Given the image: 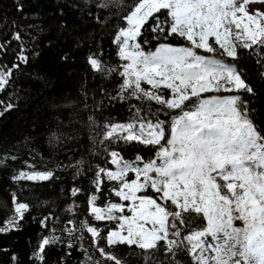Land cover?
<instances>
[{"label":"snow or ice","instance_id":"6c2138e0","mask_svg":"<svg viewBox=\"0 0 264 264\" xmlns=\"http://www.w3.org/2000/svg\"><path fill=\"white\" fill-rule=\"evenodd\" d=\"M113 5L131 9L120 17L123 23L117 25L112 39L118 58L125 63L118 70L93 53L88 64L105 78L113 73L121 77L113 99L154 101L179 110V114L172 118L170 135L164 121L147 118L135 105L129 122L103 125V132L97 133L99 143L114 168L97 166L88 215L115 227L106 225L107 233L102 235L103 229L87 219L80 222V229L69 220L72 227L63 231L72 236L77 230H86L92 246L113 264L124 261L100 246L102 240L109 249L135 246L141 250L144 264H163L156 256L161 250L167 264H177L179 253H185L191 264H264V135L253 121L254 109L243 97V93L254 94V89L235 63L225 59L235 61L239 49L248 50L264 67V0H133L131 4L100 0L96 7ZM96 20L106 22L99 16ZM146 25L154 34L165 39L182 37L190 46L165 43L145 52L139 38ZM13 39L21 41L22 37L17 32ZM7 43H0V53ZM16 59L18 63L11 67L0 63V93L20 64L28 62L23 46ZM260 75L264 78V72ZM163 89L169 92L167 98ZM205 93L232 94L203 97ZM13 107L0 100V115ZM105 141L150 145L156 147V153L148 160L140 155L126 160L119 152L109 151ZM52 176L51 171H21L13 179L47 181ZM106 182L111 185L109 194L118 201L106 199L99 205L98 193ZM80 191L73 188L71 195ZM13 204L0 234L22 228L20 222L30 206L15 196ZM68 211L74 212L73 206ZM41 224L46 227L44 221ZM61 243L52 229L48 236L40 237L31 258L44 264L46 248ZM73 247L69 240L66 248ZM16 259L13 255L12 260Z\"/></svg>","mask_w":264,"mask_h":264},{"label":"trees","instance_id":"16d2710c","mask_svg":"<svg viewBox=\"0 0 264 264\" xmlns=\"http://www.w3.org/2000/svg\"><path fill=\"white\" fill-rule=\"evenodd\" d=\"M99 2L0 0V43L9 42L0 53V63L8 67L18 63L16 57L21 46L28 57V62L20 64L9 86L0 93V100L14 105L0 115V226L12 215L13 196L30 206L20 222L21 230L0 234V249H7L0 251V264H36L31 258L32 252L40 237L48 236L52 229L63 243L46 248L44 264H61L62 258L63 264H96L97 261L108 264L94 254L93 247L84 243L83 231L77 230L72 236L63 231L65 227H72L67 223L69 220L80 229V222L87 219L103 229L102 235H106L107 227H115L108 221H94L88 215L87 201L95 191L92 181L97 166H113L108 163V153L99 143L97 133L103 132L106 123L132 120L133 105L142 109L141 114L147 118L164 121L169 135L172 118L179 114V110L164 108L154 101L113 99L121 77L113 73L105 78L90 67L87 58L95 53L105 65L122 70L119 66L123 61L118 58L112 39L117 25L123 23L120 17L131 10L115 5L97 8ZM132 2L123 0L124 4ZM97 16L106 22L98 23ZM17 32L21 41L13 39ZM139 42L145 52L165 43L190 46L182 37L165 39L162 34H154L148 25ZM225 59L235 63L242 78L254 89V94L243 93V97L254 109L253 121L264 135V78L260 75L264 67L256 63L258 57L248 50L239 49L235 61ZM162 91L167 98L168 90ZM104 144L126 160H133L137 155L148 160L156 153V147L136 142L105 141ZM21 171H51L53 176L47 181L14 180ZM110 186L108 182L103 185L97 204L103 205L106 199L118 201L109 194ZM73 188L81 190L75 197L71 195ZM69 206H73L74 212L68 211ZM46 217L49 219L45 220ZM69 240L74 245L72 249L66 248ZM100 246L113 251L124 264H144L142 252L135 246L118 245L109 249L103 240ZM69 252L71 255L66 254ZM13 255L17 257L15 261ZM156 256L167 264L162 250ZM176 262L191 264L185 253H179Z\"/></svg>","mask_w":264,"mask_h":264},{"label":"rangeland","instance_id":"374dc122","mask_svg":"<svg viewBox=\"0 0 264 264\" xmlns=\"http://www.w3.org/2000/svg\"><path fill=\"white\" fill-rule=\"evenodd\" d=\"M253 7H260V5H254ZM174 46H179V45H174ZM156 47H157V46H156ZM156 47H155V48H156ZM217 47H218V46H217ZM155 48H154L153 50H151V51H154ZM197 51H198L199 54H202V55H212V54H209V53H204L203 50H197ZM227 62H228V61H227ZM123 63H125V62L123 61ZM231 94H232V93H220V94H216V93H205V94H202V96H203V97H207V96H211V95H231ZM112 168H114V166H112ZM125 214L130 215V213H128L127 211L125 212ZM239 223H240V222H237L238 225H239ZM83 232H84V235H83V241H84V243L87 244V245H90L91 247H93V246H92V238H91V235H90L86 230H83ZM93 252H94V254H95L98 258L102 259V260L105 261L106 263H108V264H113L112 261H107V260H105V259L100 255V253L96 250L95 247H93Z\"/></svg>","mask_w":264,"mask_h":264}]
</instances>
